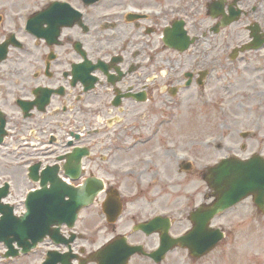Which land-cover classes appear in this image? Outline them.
I'll return each mask as SVG.
<instances>
[{
  "label": "flooded vegetation",
  "instance_id": "af4514ba",
  "mask_svg": "<svg viewBox=\"0 0 264 264\" xmlns=\"http://www.w3.org/2000/svg\"><path fill=\"white\" fill-rule=\"evenodd\" d=\"M216 1L0 0V176L13 187L6 203L25 211L27 192L41 187L30 173L48 188L59 177L75 188L88 182L102 188L73 227L60 226L61 238L75 239L56 243L45 237L36 249L39 262L58 251L75 255L74 264H96L95 251L116 238L152 251L157 246L148 243L152 235L140 224L162 216L173 228L213 201L207 188L170 207V187L180 183L176 158L193 160L178 163L184 181L206 184L208 172L205 133H191L188 125L176 137V118L183 108L210 105L206 87L215 75L223 81L228 71L248 73L255 63L242 54L206 58L204 14ZM231 8H241L243 16L256 10L253 0H226L224 11ZM170 29L177 37H170ZM184 31L194 42L181 51L175 45L184 42ZM244 135L250 142L240 149L248 154H235L264 157V119L252 121ZM212 146L222 149L221 140ZM255 212L264 218L260 209ZM101 233L105 241L93 248ZM6 252L2 246L3 264L33 253L6 258ZM142 258L159 264L143 254L132 255L128 264Z\"/></svg>",
  "mask_w": 264,
  "mask_h": 264
},
{
  "label": "rangeland",
  "instance_id": "374dc122",
  "mask_svg": "<svg viewBox=\"0 0 264 264\" xmlns=\"http://www.w3.org/2000/svg\"><path fill=\"white\" fill-rule=\"evenodd\" d=\"M253 3L256 7L254 12L250 10L249 14L243 16L238 22L223 28L219 33L210 31L217 19L207 13L204 14L208 31V36L203 43L206 58H230L229 54L234 47L250 39L246 27L248 24L258 21L264 29V0H253ZM239 58H255L252 70L240 75L234 71H228L223 74V81H218L215 75L214 85L209 84L206 87L207 96H211L210 105L206 108L199 106L192 110L183 108L174 124L176 137L188 125L190 126L187 129L191 133L195 129L205 133L208 144L206 163L213 164L236 151L242 156L247 155L248 151L242 152L240 145L249 144L250 140L240 137V130H247L252 121L257 122L259 119H264V48L245 53ZM193 117L198 120L197 128L192 123ZM216 138L221 140L222 149L218 150L212 146L216 143ZM179 160H174L175 167ZM175 181H180V183L177 185L174 183V186L170 187V207L176 206L179 202L187 203L189 198L196 193L207 189L202 179L194 182L184 181V175L177 174V171H175ZM173 199H175L174 203ZM202 200L203 197L198 196V203ZM255 211L253 202L249 198L240 205L227 210L221 218L214 221V224L226 231L227 236L214 251L204 258L195 260L186 250L176 248L161 264H264V218L258 220ZM189 226L190 223L186 220L176 222L174 233L186 230ZM105 239V234H99V237L95 238L97 243L93 248L101 245ZM146 240L149 244L153 242L159 244L157 235L146 237ZM39 259L38 249L29 257L10 264H35ZM147 261L142 258L141 264H148Z\"/></svg>",
  "mask_w": 264,
  "mask_h": 264
},
{
  "label": "water",
  "instance_id": "95a60500",
  "mask_svg": "<svg viewBox=\"0 0 264 264\" xmlns=\"http://www.w3.org/2000/svg\"><path fill=\"white\" fill-rule=\"evenodd\" d=\"M221 3H215L214 7L220 8ZM241 12H234L230 16L224 15V20L220 25L226 26L233 21L239 19ZM218 16V14H214ZM219 30V26L216 27ZM252 35L256 38L254 45L249 44L241 48L242 51L259 48L264 40H261L258 25L252 27ZM189 45V44H187ZM209 186L214 190L217 197L213 205L206 209L200 208L193 216L195 224L194 229L186 236L173 239L170 236H162V244L159 251L152 254L157 260L161 261L167 251L177 245L187 247L191 253L197 257H201L209 253L215 248L217 243L224 237V233L220 229H212L209 227V221L218 213L232 207L242 199L249 195H254L255 201L261 209H264V161L255 159L251 161H236L233 158L224 159L218 166L213 167L207 178ZM5 191L0 193V200L7 194ZM98 189H80L78 191L65 190L63 197L70 195L73 200L78 201L72 204L75 211L87 203L88 197L96 194ZM47 191L44 189L36 190L30 193L31 206L30 212L24 217L15 218L11 213L4 212L5 216L0 221V242H4L9 248L14 247V242H18L20 246H24L25 251L30 250L33 246L43 239L45 234L49 232L50 226L55 224L57 219H46L47 212L43 211V207L52 206L49 197H45ZM56 215L59 212L56 211ZM75 217V214L74 216ZM160 219L153 220L141 226L147 233L156 231ZM33 240L34 244H30L29 240ZM141 247H129L124 241L121 243H111L109 246L101 249L97 253L98 264H121L127 261L130 255L135 253ZM16 254L9 251L8 256ZM58 261L48 262L47 264H56Z\"/></svg>",
  "mask_w": 264,
  "mask_h": 264
}]
</instances>
